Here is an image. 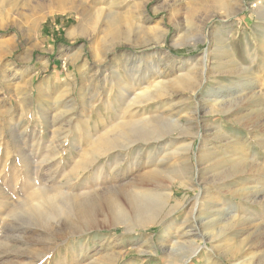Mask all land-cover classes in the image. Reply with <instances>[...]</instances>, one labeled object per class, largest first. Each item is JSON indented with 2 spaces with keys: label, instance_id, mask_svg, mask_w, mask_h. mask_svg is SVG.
I'll return each instance as SVG.
<instances>
[{
  "label": "rangeland",
  "instance_id": "obj_1",
  "mask_svg": "<svg viewBox=\"0 0 264 264\" xmlns=\"http://www.w3.org/2000/svg\"><path fill=\"white\" fill-rule=\"evenodd\" d=\"M207 50V81L191 93L180 78L201 74ZM159 86L165 95L137 104ZM224 102L236 108L219 111ZM156 116L182 127L93 156L113 127ZM149 179L171 206L151 226L116 225L111 197L127 211L140 194L129 185ZM40 190L84 195L77 201L95 204L100 227L86 230L60 205L30 211ZM205 201L226 209L219 220ZM194 243L205 249L187 262ZM113 255L116 264H264V0H0V264Z\"/></svg>",
  "mask_w": 264,
  "mask_h": 264
},
{
  "label": "bare ground",
  "instance_id": "obj_2",
  "mask_svg": "<svg viewBox=\"0 0 264 264\" xmlns=\"http://www.w3.org/2000/svg\"><path fill=\"white\" fill-rule=\"evenodd\" d=\"M219 3V2H218ZM44 4V3H43ZM43 4H40L41 6H43ZM217 4V3H216ZM221 4V3H220ZM46 6V5H45ZM61 9V8H60ZM64 12V11H63ZM61 16H66V14L64 15H61ZM115 20V19H114ZM113 22V21H112ZM118 22V21H116ZM115 23V21H114ZM116 25V24H115ZM118 25V24H117ZM116 29V26L114 27V24L112 23L111 24V30L112 31H115ZM70 35V34H69ZM191 40V39H190ZM186 42V40H184ZM224 47V46H223ZM216 51V50H215ZM221 51V48H217V51L218 53L217 54V57L220 56L219 52ZM224 52V51H222ZM223 55V53H221ZM225 54V53H224ZM163 55V54H162ZM79 55H75V58H73L72 62L76 61L77 60V57ZM125 56V55H124ZM202 59V58H201ZM203 59H204V70L201 72V74L198 76V75H195V77L193 76H189V75H186L184 74L185 76L184 77H181V82H184L185 86H187L190 90L191 93H196L200 87H202L203 83H205L207 81V72H208V61H209V50L205 51V53L203 54ZM126 60V59H125ZM219 60V59H218ZM69 61V60H68ZM67 61V62H68ZM129 61V60H128ZM220 62V61H219ZM218 62V63H219ZM158 67V66H157ZM215 67V66H214ZM218 67V66H217ZM159 69V68H157ZM156 70V69H155ZM202 70V69H201ZM243 70V69H242ZM158 71V70H157ZM191 71V70H190ZM244 71V70H243ZM246 72V71H245ZM244 72V73H245ZM248 72V71H247ZM115 73V72H114ZM156 73V72H155ZM190 74V73H189ZM245 75V74H244ZM183 76V75H182ZM175 81V80H174ZM161 82V81H160ZM169 84V83H168ZM176 84V83H175ZM181 83H179L180 85ZM253 84V82H251V85ZM161 85V84H160ZM156 86V85H155ZM160 88H158V90H154V89H151L152 92H143L141 94H138L139 96L135 99L137 101V104H145L144 101H148V100H152L154 98H158V97H161L163 94L165 95V92L166 91H163L165 89H162L161 86H159ZM178 89V88H177ZM147 90H150L147 89ZM150 90V91H151ZM154 90V91H153ZM182 90V89H181ZM188 90V89H187ZM188 90V91H189ZM167 93V92H166ZM249 95V94H248ZM255 95V93H254ZM253 95V96H254ZM246 96V95H245ZM247 97V96H246ZM242 98V97H241ZM233 102L235 101L234 99H232ZM238 100V99H237ZM254 100V99H253ZM153 101V100H152ZM257 101V100H256ZM255 101V102H256ZM151 102V101H149ZM233 102H224V104H222L220 107H219V111H223V112H226V111H230L229 109L232 108L233 106ZM252 102V101H251ZM223 103V102H222ZM227 103V104H226ZM236 103V102H235ZM142 104V105H143ZM147 104V103H146ZM242 104V103H241ZM244 104V102H243ZM247 104V103H246ZM250 104V103H248ZM252 104V103H251ZM237 105V103L235 104V106ZM239 105V104H238ZM241 106V105H240ZM214 107V106H213ZM234 107V106H233ZM199 108V107H197ZM211 108V107H210ZM209 108V109H210ZM218 108V107H217ZM236 108V107H234ZM201 109V108H200ZM199 109V110H200ZM214 109V108H213ZM208 110V109H207ZM212 110V109H211ZM215 110V109H214ZM237 110V109H236ZM239 110V109H238ZM213 111V110H212ZM217 111V110H216ZM234 112V111H233ZM260 112V111H259ZM199 113V112H198ZM197 113V114H198ZM213 113V112H212ZM216 113V112H215ZM255 113H257V111H255ZM164 114V113H163ZM222 114V112H221ZM254 114V113H253ZM161 115V114H160ZM164 116V115H163ZM171 116V115H170ZM174 117V116H173ZM172 117V118H173ZM145 118V117H144ZM183 119V118H182ZM258 120V119H257ZM185 122V121H184ZM183 123H182V120L180 119L179 120H174L173 119H168V118H162L161 116L160 117H147L143 120H141L140 122L138 123H133V122H128V123H122V124H119L115 127H113V129H111L108 133H106L104 136H101L99 139H98V144H96L97 146L93 149H90L91 152L94 154L93 156L97 155V156H102V155H106L108 153H113L114 151H118V150H124V149H128L130 147H133L135 144L137 143H147V142H152V141H155L156 140H159V139H162L163 136H166V135H169L175 131H177L179 128H181ZM259 125V124H258ZM186 126V125H185ZM256 126V125H255ZM258 127V126H257ZM256 127V128H257ZM255 128V129H256ZM184 129V127L182 128ZM163 130H166V131H163ZM181 131V130H179ZM182 132V131H181ZM171 136V135H170ZM166 140V139H165ZM95 146V145H94ZM189 147V145H188ZM186 148V147H185ZM184 148V149H185ZM206 149V148H205ZM179 150V149H178ZM186 150V149H185ZM185 150H181V151H185ZM188 152V150L186 151ZM206 152V151H204ZM203 152V153H204ZM182 153V152H180ZM213 153V152H211ZM184 154V153H183ZM88 155V154H87ZM109 155V154H108ZM141 155V153H140ZM179 155V154H178ZM204 155V154H203ZM212 155V154H210ZM215 155V153L213 154ZM212 155V156H213ZM90 156V155H89ZM92 156V155H91ZM151 156V155H150ZM205 156V155H204ZM203 156V157H204ZM209 156V154H208ZM211 156V157H212ZM105 157V156H104ZM149 156H147L148 158ZM181 157V155H180ZM210 157V156H209ZM88 158V157H87ZM146 158V157H145ZM151 158V157H150ZM154 157H152L153 159ZM205 158V157H204ZM183 159V158H182ZM209 159V158H208ZM210 159H213V158H210ZM218 159V158H217ZM219 160V159H218ZM218 160L216 162H218ZM221 160V158H220ZM90 161V159H89ZM92 161V160H91ZM149 161V160H148ZM165 161V159H164ZM213 161V160H212ZM86 162V160H85ZM153 162V161H151ZM221 161H219L220 163ZM223 162V161H222ZM87 163V162H86ZM218 163V164H219ZM226 163V162H225ZM90 164V163H88ZM150 164V163H149ZM224 164V163H223ZM185 165V164H184ZM228 165V164H227ZM221 166V164H220ZM182 167V166H180ZM187 167V166H186ZM213 167V166H212ZM235 167V165H234ZM159 168V166H158ZM182 168L185 169V167L183 166ZM219 168V167H218ZM222 168V167H221ZM225 168V167H224ZM232 168V166H231ZM230 168V169H231ZM256 168V167H255ZM171 169V168H170ZM181 169V168H180ZM188 169V168H187ZM251 169V168H250ZM257 169L260 170L259 167H257ZM256 169V170H257ZM156 170V169H155ZM160 170V169H157V171ZM164 170V169H163ZM186 170V169H185ZM215 170V169H214ZM233 170V169H231ZM236 170V169H235ZM234 170V172H235ZM238 170V169H237ZM161 171V170H160ZM165 171V170H164ZM167 171V170H166ZM240 173L241 171L238 170ZM253 171V170H252ZM156 172V171H154ZM162 173H166V172H163L161 171ZM185 172V171H184ZM244 172V171H243ZM247 172V171H246ZM231 173V172H230ZM239 173V174H240ZM245 173V172H244ZM148 174V173H147ZM175 174V173H174ZM173 174V175H174ZM182 174V173H181ZM187 174H188V171H187ZM228 174V173H226ZM242 174V173H241ZM150 175V173H149ZM184 175V174H183ZM183 175L179 176L182 177ZM229 175V174H228ZM234 175V174H233ZM158 176V175H157ZM176 176V175H175ZM186 176V172H185V175ZM146 177H149L148 175ZM170 177V176H169ZM178 177V175H177ZM226 177V175H225ZM230 177V176H229ZM232 177V175H231ZM230 177V178H231ZM158 178V177H157ZM174 179V178H173ZM180 180V179H179ZM145 181H148V180H145ZM139 182V184L137 183H133L131 185H129V189L130 191L132 192V189H136L137 191H140V196L138 195V198H134L133 197H129L130 200H129V205H128V209L127 211H124L125 208H123L122 210V206L123 204L120 202V200L116 197L117 194H115L114 196H112L111 198L113 199H110L111 201H109L110 205H112V209H113V212L115 217H114V220L116 222V225L117 224H126V226H131L130 223H134L133 225L134 226H137L139 228V225H142L145 227H148V226H151L153 224L156 223V220L158 219V216H159V211H163L166 207H169V205L171 206V194L169 193V191H161L159 194H155L154 192V186L156 185H159V181H156V180H152V179H149L148 182ZM183 181V180H182ZM168 182V181H167ZM170 182V181H169ZM172 182V181H171ZM174 182V180H173ZM127 184H130L127 183ZM171 184V183H170ZM163 185V184H162ZM164 188V190L166 189L165 187H162ZM172 188V187H171ZM169 189V188H168ZM158 190V188L156 189ZM163 190V189H162ZM226 190V189H225ZM38 191V190H37ZM48 191V190H47ZM47 191H44V190H40L39 191V195L38 197H36V195L32 196V200L30 198V202H29V207L31 205H33V207L36 209V211H38V209H41V208H46L48 211H50V209H53L55 207H57V205H60L59 207V212H61L62 214H64L65 216H72L73 214H75L78 219H82L83 220V227L86 229V230H92V229H96L98 227H100L98 224L100 223L99 222V219L97 218V215L96 213L94 212V208H95V204H88V205H85V204H81L79 201H77L79 198H82L83 196H77V195H72V194H65L64 192H47ZM135 191V190H134ZM136 191V194H138ZM231 191V190H230ZM238 191V190H237ZM159 192V191H158ZM231 193V192H230ZM229 193V194H230ZM234 193V192H233ZM245 193V192H244ZM237 194V193H236ZM239 194V193H238ZM248 194V193H247ZM246 194V195H247ZM235 195V194H234ZM238 196V195H236ZM250 196V195H249ZM35 197V198H34ZM250 198H253L252 196H250ZM249 199V198H248ZM210 200H212L210 198ZM254 200V199H253ZM68 201H75L73 207L72 206H69L68 204ZM28 202V201H27ZM206 202V205H204L206 208H207V218H212V217H216L218 220L219 218L217 216H219L220 214L224 213L226 209H219V207L217 208L218 210H211V206L214 205L215 203H210V202ZM219 206H221V204L218 203ZM88 206V208H87ZM217 206V205H216ZM224 206V204H223ZM174 207V206H172ZM32 208V210L34 209ZM171 208V207H170ZM181 208V207H180ZM222 208V206H221ZM57 209V208H56ZM168 209V208H167ZM31 211V208L29 209ZM58 210V209H57ZM170 210V209H169ZM178 209L177 208H172L171 209V212L170 213H175ZM197 210V202L195 203V205L193 206L192 208V214H193V217L195 218L196 214H195V211ZM47 211V212H48ZM49 213H54L53 211H50ZM61 213L59 215H61ZM169 213V215H170ZM130 215H135L136 218H134V220H129L127 221L128 218H130ZM227 215V214H226ZM229 215V214H228ZM57 216V215H56ZM129 216V217H128ZM168 216V215H167ZM223 216V215H222ZM221 216V217H222ZM53 217V215H47V220H51ZM58 217V216H57ZM220 217V216H219ZM229 217V216H228ZM227 217V218H228ZM233 217V216H232ZM164 218V217H163ZM188 219V218H187ZM193 219V218H192ZM216 219V220H217ZM221 219V218H220ZM43 220V219H42ZM162 220V218H161ZM160 220V221H161ZM197 220V219H196ZM217 220V222H219ZM226 220V219H225ZM229 220V219H228ZM163 221V220H162ZM239 221V220H238ZM43 222V221H42ZM107 222V221H106ZM105 222V223H106ZM221 222H224L223 220ZM220 222V223H221ZM58 223V222H57ZM104 223V222H103ZM104 223V225H105ZM160 223V222H159ZM166 223V222H165ZM196 223V222H195ZM229 223V222H228ZM51 224V223H50ZM222 224V223H221ZM107 225V224H106ZM165 225V224H164ZM115 226V225H113ZM112 226V227H113ZM167 226V225H166ZM182 226V225H181ZM227 224H223V226L221 227V231L223 230H226L228 227H226ZM229 226V225H228ZM231 226V225H230ZM36 227V226H35ZM53 227V226H52ZM170 227V226H169ZM24 228V227H23ZM130 228V227H128ZM225 228V229H224ZM132 229V228H131ZM166 229V228H165ZM68 230V229H67ZM219 230V229H218ZM139 231V230H138ZM55 232V231H54ZM59 232V231H58ZM57 232V233H58ZM194 230H190L188 231L186 234H185V237H190L192 235H194ZM70 233V232H69ZM129 233V232H128ZM54 234V233H53ZM62 234V232H61ZM73 234V233H72ZM71 234V236H72ZM33 235V234H32ZM31 235V236H32ZM45 235V234H44ZM163 235V234H162ZM38 236V234H37ZM70 236V235H69ZM68 236V237H69ZM220 236V235H219ZM223 236V234H222ZM42 237V236H41ZM218 237V235H217ZM32 238V237H31ZM39 238V237H38ZM37 238V239H38ZM59 238V237H58ZM184 238V237H182ZM219 238V237H218ZM41 239V238H40ZM43 239V237H42ZM48 239V238H47ZM203 239L206 240V237L203 235ZM216 239V238H215ZM220 239V238H219ZM45 240V239H44ZM49 240V239H48ZM47 240V241H48ZM52 241V239H50ZM187 240V239H186ZM184 240V242L186 241ZM217 240V239H216ZM215 240V241H216ZM223 240V239H222ZM46 240L44 242H47ZM188 241V240H187ZM210 241V240H209ZM183 243V242H182ZM191 243V242H190ZM193 243V242H192ZM181 245V244H180ZM184 245V243H183ZM182 245V246H183ZM186 245V244H185ZM187 245H194V249L191 250V254L189 255V257L186 259V261H191L193 260L194 256H197L200 254V252L205 249L204 248V245L202 244H198V243H194V244H187ZM177 246V245H176ZM217 247V246H216ZM172 248V247H171ZM176 248V247H175ZM173 249L174 251V254L175 256L178 255L176 251H178L179 249ZM191 248V247H190ZM181 249V248H180ZM186 249H189L188 246H186ZM185 249V250H186ZM183 250V249H182ZM37 251H39L37 249ZM181 252V251H180ZM187 253H188V250H187ZM32 254V253H30ZM39 254V253H37ZM43 255V253H40ZM39 254V255H40ZM116 255V254H115ZM109 256L106 258V261H101L99 264H116V262L118 261L119 257L120 256ZM185 254L183 253L182 257L184 256ZM37 257V256H36ZM176 258V257H175Z\"/></svg>",
  "mask_w": 264,
  "mask_h": 264
}]
</instances>
